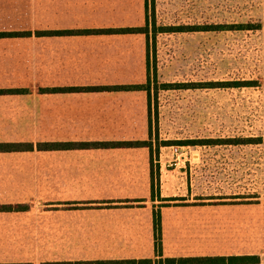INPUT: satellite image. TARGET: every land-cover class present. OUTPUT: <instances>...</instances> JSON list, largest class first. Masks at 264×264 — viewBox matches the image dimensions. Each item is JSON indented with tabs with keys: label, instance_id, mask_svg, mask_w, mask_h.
<instances>
[{
	"label": "rangeland",
	"instance_id": "374dc122",
	"mask_svg": "<svg viewBox=\"0 0 264 264\" xmlns=\"http://www.w3.org/2000/svg\"><path fill=\"white\" fill-rule=\"evenodd\" d=\"M152 12L200 31L147 48L114 32L143 26L145 0H0V91H23L0 94V142L160 146L154 202L145 149L0 154V204L30 208L0 214V262L153 258L160 209L164 257L264 264V0H148ZM99 29L119 34L36 36ZM121 85L145 88L58 91Z\"/></svg>",
	"mask_w": 264,
	"mask_h": 264
},
{
	"label": "trees",
	"instance_id": "16d2710c",
	"mask_svg": "<svg viewBox=\"0 0 264 264\" xmlns=\"http://www.w3.org/2000/svg\"><path fill=\"white\" fill-rule=\"evenodd\" d=\"M154 0H151L153 3ZM146 16L142 27H136L133 29H117L120 34H124L128 31H133L136 34H141L145 37L146 46L149 47L150 35L152 40L155 42L156 35L159 33H176V32H197L200 31L198 27H156L154 13L152 12L151 20L147 13L148 11V0H145ZM207 28V27H206ZM113 33L110 29H99L91 31H38L36 36H89V35H112L119 34ZM5 34V33H3ZM6 35V34H5ZM1 36V34H0ZM10 36H31L30 32L23 33H11ZM2 38V37H0ZM147 60L145 62L146 70V93L150 94L149 82H150V69L151 66L156 70L155 65H151L149 61V55L146 53ZM164 88L169 85H163ZM195 86L200 85H192ZM208 86H214L212 83ZM136 88H145V85L138 86H107V87H66L61 88L58 91L62 93H98V92H129ZM21 90H8L0 91V94L19 95L23 94ZM159 145H154L150 141L147 143L143 142H0V154L8 153H28L33 151L39 152H58V151H83V150H115V149H145L148 152L149 163H150V201L154 202V189L155 182L158 180L156 173L158 170L153 171V158L159 153ZM166 199H158V201H164ZM30 208L27 204H0V213H24L29 211ZM152 235H153V247L154 256L153 258H139V259H120V260H94V261H44L39 264H258L259 257L257 255H241V256H199V257H164L162 254L161 244V215L160 209H154L152 212ZM0 264H33L32 262H0Z\"/></svg>",
	"mask_w": 264,
	"mask_h": 264
},
{
	"label": "crops",
	"instance_id": "0c3cea01",
	"mask_svg": "<svg viewBox=\"0 0 264 264\" xmlns=\"http://www.w3.org/2000/svg\"><path fill=\"white\" fill-rule=\"evenodd\" d=\"M0 214H3V213H0ZM161 215V214H160ZM191 257H194V256H191ZM195 257H199V256H195ZM131 259H135V258H131ZM139 259V258H138ZM59 261V260H58ZM259 264V263H258Z\"/></svg>",
	"mask_w": 264,
	"mask_h": 264
}]
</instances>
